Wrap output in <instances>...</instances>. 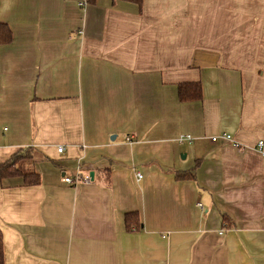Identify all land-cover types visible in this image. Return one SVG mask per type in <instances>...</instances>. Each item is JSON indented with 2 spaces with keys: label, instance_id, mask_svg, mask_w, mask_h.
Listing matches in <instances>:
<instances>
[{
  "label": "crops",
  "instance_id": "0c3cea01",
  "mask_svg": "<svg viewBox=\"0 0 264 264\" xmlns=\"http://www.w3.org/2000/svg\"><path fill=\"white\" fill-rule=\"evenodd\" d=\"M0 23V162L30 148L40 178L0 179L5 264H264V0H0Z\"/></svg>",
  "mask_w": 264,
  "mask_h": 264
},
{
  "label": "trees",
  "instance_id": "16d2710c",
  "mask_svg": "<svg viewBox=\"0 0 264 264\" xmlns=\"http://www.w3.org/2000/svg\"><path fill=\"white\" fill-rule=\"evenodd\" d=\"M134 3H141V0H128ZM12 35L9 27L0 23V44H7L11 41ZM177 97L180 101L201 100V85L198 81L181 82L177 85ZM34 162V155L30 148L21 149L12 154L8 159L0 162V179L21 178L25 184H37L40 181L39 174L30 168ZM193 170L177 171V180L192 178ZM125 226L137 229L140 225L137 212H129L124 217ZM0 264H5L3 259V238L0 231Z\"/></svg>",
  "mask_w": 264,
  "mask_h": 264
},
{
  "label": "built area",
  "instance_id": "2783aa9c",
  "mask_svg": "<svg viewBox=\"0 0 264 264\" xmlns=\"http://www.w3.org/2000/svg\"><path fill=\"white\" fill-rule=\"evenodd\" d=\"M126 139L129 140V137ZM191 139H192L191 135H188V134L183 135L182 134L178 137L177 140L179 143H183L185 141L190 142ZM211 140L212 141H218V140L231 141L234 145L237 144V143H235V141H233V138H232L231 134H229V133H220V134L214 135L211 137ZM258 145H259V147H261L262 141H259ZM62 149H63L62 147L57 148L58 152H61ZM136 178L137 179L141 178V174L137 173ZM89 180H90V176L88 174H82L80 167H75L73 169L72 176L68 175V176L63 177L64 182L69 183V184H74V185L79 183V182H88ZM198 206H201V204L198 203Z\"/></svg>",
  "mask_w": 264,
  "mask_h": 264
}]
</instances>
